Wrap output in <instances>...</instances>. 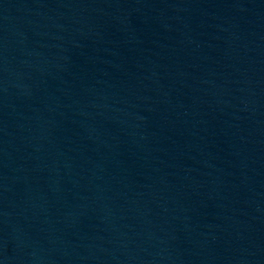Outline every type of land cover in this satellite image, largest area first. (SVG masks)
<instances>
[{"label":"water","instance_id":"obj_1","mask_svg":"<svg viewBox=\"0 0 264 264\" xmlns=\"http://www.w3.org/2000/svg\"><path fill=\"white\" fill-rule=\"evenodd\" d=\"M0 264H264V141L178 0H0Z\"/></svg>","mask_w":264,"mask_h":264}]
</instances>
